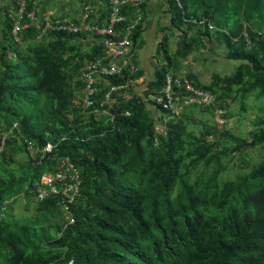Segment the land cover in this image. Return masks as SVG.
<instances>
[{
  "label": "trees",
  "instance_id": "16d2710c",
  "mask_svg": "<svg viewBox=\"0 0 264 264\" xmlns=\"http://www.w3.org/2000/svg\"><path fill=\"white\" fill-rule=\"evenodd\" d=\"M171 1L173 25H198L203 20L199 26L208 30L212 23L215 36L227 47L226 57L241 61L227 78L236 84L239 102L243 105L251 93L256 99L263 97L264 0ZM243 26L252 43L249 49L242 37L232 40ZM140 28L141 24L134 32V43ZM59 34L62 41L79 35ZM54 44L40 43L17 54V65L2 59L0 264H67L69 260L71 264H264V158L248 174L220 188L219 159L226 152H213L204 160V166L215 163L213 169L201 182L189 185L178 172L181 159L174 156L181 141L180 125L175 122L181 116L169 122L165 135H159L157 144L164 146V157L144 145L145 140L154 144V120L149 105L137 95L113 103L112 120L83 110L81 103L87 121L70 119L69 77ZM161 45L164 59L170 61L164 42ZM7 51V46L1 47L2 55ZM187 51L180 44L175 54L183 56ZM103 54L96 42L88 61ZM166 72L156 67L143 89L160 88ZM126 79V75L115 76L110 82ZM78 83L82 90L79 76ZM195 86L214 93L225 107V97L212 86ZM105 91L101 85L95 107L107 106ZM259 110L262 114L252 121L253 126H264V106ZM125 111L130 115H124ZM25 140L37 153L32 157L26 151L27 160L15 163L7 148L25 149ZM233 141L228 151L254 147L264 141V127L249 139ZM47 142L56 148L40 158L39 150ZM62 155L68 156L81 176V194L72 206L74 223L63 227L61 210L51 199L34 200L37 214L20 222L5 202L22 192L33 199L40 174L52 169ZM11 163L15 165L9 167Z\"/></svg>",
  "mask_w": 264,
  "mask_h": 264
},
{
  "label": "built area",
  "instance_id": "2783aa9c",
  "mask_svg": "<svg viewBox=\"0 0 264 264\" xmlns=\"http://www.w3.org/2000/svg\"><path fill=\"white\" fill-rule=\"evenodd\" d=\"M81 12L76 18L68 16L42 17L40 23L36 19V11L26 9L27 0H14L17 10V19L13 25V32L18 33L24 26L20 19L25 16L32 20V25L37 30V37L49 32L84 34L92 36L104 50V54L90 60L80 70L79 80L83 83L81 107L90 113L105 114L113 119L110 108L119 94H128L132 84H139L144 80L140 66L135 59L133 36L136 28L142 22V7L144 0H80ZM95 4V5H94ZM105 10V18L101 21H92L91 16L96 14L95 6ZM203 24L204 21H198ZM209 28L213 26L208 24ZM262 32H259V34ZM243 38L248 44L249 38L243 32ZM233 41L237 37L232 38ZM127 76L124 82L112 83L111 77ZM106 86L104 93L105 108L94 106L96 95ZM146 105L152 106L156 113L153 115L154 134L153 143H158L159 135H165L168 124L181 116L189 107H212L218 116L225 113V107L218 104L216 96L209 90L196 87L186 74H172L166 72L160 88L140 90L137 95ZM131 97V96H130ZM158 110L160 114L158 115ZM129 116L130 112L125 111ZM222 123L224 120L219 119ZM16 123L13 124V128ZM4 136L1 138L3 143ZM26 151L34 157L37 149L31 141L25 140ZM1 148V147H0ZM55 144L47 142L40 151V158L52 154ZM81 194V176L77 166L70 161L68 156H58L54 167L43 171L33 190V200L43 202L54 200L62 213L63 227L73 224L75 217L72 210L73 204ZM69 260L67 264H71Z\"/></svg>",
  "mask_w": 264,
  "mask_h": 264
},
{
  "label": "rangeland",
  "instance_id": "374dc122",
  "mask_svg": "<svg viewBox=\"0 0 264 264\" xmlns=\"http://www.w3.org/2000/svg\"><path fill=\"white\" fill-rule=\"evenodd\" d=\"M29 6L31 7V4L28 3L27 8ZM0 11H2V9ZM3 16L2 27H0V81L4 76L2 59L6 60L8 63L17 65L19 63L17 54L27 53L30 51L31 47L40 43L54 44L59 40L54 44V47L56 44L57 46L53 48V50H55L58 57L65 61L62 68L69 77V91L71 97L69 118L72 120L87 121L88 113L84 112L82 114L80 110L82 90L79 87L78 76L80 70L89 60L87 55L91 52V49L96 43L93 37L77 34L78 36L62 41V39H60L61 35L57 32H47L37 37L38 32L32 25V20L25 16L20 19V23L24 28L15 34L13 32V25L17 19V10L14 13L6 12ZM36 19L40 23L43 21L42 17L38 18L37 15ZM211 25L214 26L212 23ZM179 28L185 32V38H187L182 42V46L185 48H191V46L197 43L195 41L198 39V34L203 35L208 32L211 37L215 36L214 31H212L214 27L209 28L208 26L207 30L204 26H199V24H189L187 27L181 24ZM243 32H246L245 26L238 30L236 37L239 39H241V37L243 38ZM259 32L261 31H257L258 35L261 34H259ZM201 45L202 43L200 42L194 48L198 50L202 47ZM2 46L8 47L6 55L1 54ZM245 46L249 49L252 43H246ZM183 56H177L175 53L171 54L173 60ZM185 71L188 75L194 77L191 72ZM216 76L217 77L212 80L211 86L215 93L221 95V97H225V113L222 116H218L213 108L191 107L186 109L181 114L180 119L175 122V124L179 123L180 125L177 136L181 141L178 147L175 148L174 156L181 159L182 164L179 166L178 172L189 185H192L194 182H201L202 177L207 176L211 169H213L215 166L213 162L208 166H204V160L213 152H226V154L222 155L219 159L220 171L217 175V184L220 188L235 182L239 176L248 174L253 167L264 158V141L260 144H256L254 147L243 148L239 151L231 152L227 150L233 145V138L249 139L252 134L258 132L260 127H264L252 125V121L256 120V117L262 114L259 108L264 106V96L256 99L251 93L246 97L245 103L242 105L235 93L237 86L235 83L228 81L227 78L229 76L223 80L218 74H216ZM220 79L222 81H220ZM129 95L128 93L113 96L115 97L114 104L127 100L130 98ZM219 119L224 120V122L220 123ZM144 145L147 150L153 149L156 152H160L159 155L161 157L166 155L163 145L150 144L147 140L144 141ZM7 152L15 163L24 162L29 156L26 150L21 146L19 149H16L10 145L7 148ZM14 165L15 164L11 163L9 167H13ZM176 187L177 183H175L174 190ZM81 202L85 204L86 199L83 198ZM5 203L11 204L10 212L22 223L34 217L38 211V207L34 200L31 199L26 192L18 194L11 201L7 200ZM56 227L55 225L54 230H56Z\"/></svg>",
  "mask_w": 264,
  "mask_h": 264
},
{
  "label": "crops",
  "instance_id": "0c3cea01",
  "mask_svg": "<svg viewBox=\"0 0 264 264\" xmlns=\"http://www.w3.org/2000/svg\"><path fill=\"white\" fill-rule=\"evenodd\" d=\"M27 1L31 4V8L36 11L38 18L50 15L68 16L74 19L80 14L82 6L80 0ZM171 4V0H144L140 34L134 43L135 59L140 66L144 80L139 84L131 85L128 92L129 96L139 94L140 90L143 89V83L153 78L156 67L158 69L163 67L172 74H186L195 85L201 84L200 86L207 87L212 85V80L217 77L216 74L221 79L233 75L236 67L241 62L240 60L226 57L228 50L221 38L206 36L205 34H203L204 36L198 34V39L195 41L197 43L191 48L188 47L185 56L176 60L172 58L170 61L165 60L161 45L163 42L165 50L171 57V54L176 52L184 39H187L185 38V32L179 28L180 26L176 27L172 24ZM1 9L0 27H2L4 19L3 14H6V12L14 13L16 4L14 0H0ZM95 9L96 14L91 16V20L95 22L103 20L105 18V10L98 5L95 6ZM183 25L187 27L189 23H183ZM200 42L202 47L197 50L194 47ZM185 70L191 72L194 77L188 75ZM149 108L153 116L156 110L152 106H149Z\"/></svg>",
  "mask_w": 264,
  "mask_h": 264
}]
</instances>
